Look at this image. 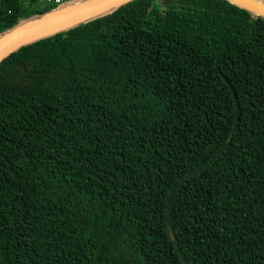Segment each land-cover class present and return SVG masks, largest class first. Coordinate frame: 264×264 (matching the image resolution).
I'll return each instance as SVG.
<instances>
[{
	"label": "trees",
	"instance_id": "obj_1",
	"mask_svg": "<svg viewBox=\"0 0 264 264\" xmlns=\"http://www.w3.org/2000/svg\"><path fill=\"white\" fill-rule=\"evenodd\" d=\"M163 1L0 61V264H264V17Z\"/></svg>",
	"mask_w": 264,
	"mask_h": 264
},
{
	"label": "water",
	"instance_id": "obj_2",
	"mask_svg": "<svg viewBox=\"0 0 264 264\" xmlns=\"http://www.w3.org/2000/svg\"><path fill=\"white\" fill-rule=\"evenodd\" d=\"M128 0H77L57 5L56 8L23 21L17 27L0 35V61L19 46L50 35L63 28L73 26L80 21L103 14ZM256 15L264 17V2L260 0H231ZM60 26L53 32L47 31Z\"/></svg>",
	"mask_w": 264,
	"mask_h": 264
},
{
	"label": "rangeland",
	"instance_id": "obj_3",
	"mask_svg": "<svg viewBox=\"0 0 264 264\" xmlns=\"http://www.w3.org/2000/svg\"><path fill=\"white\" fill-rule=\"evenodd\" d=\"M23 1V3L24 4H27L28 3V1L29 0H22ZM158 6H162V4H163V2H165V1H163V0H153ZM47 3H46V1L45 0H41L40 2H39V6L40 7H42V6H45Z\"/></svg>",
	"mask_w": 264,
	"mask_h": 264
},
{
	"label": "built area",
	"instance_id": "obj_4",
	"mask_svg": "<svg viewBox=\"0 0 264 264\" xmlns=\"http://www.w3.org/2000/svg\"><path fill=\"white\" fill-rule=\"evenodd\" d=\"M47 1H51V2H53L55 4H57V5H60V4H63L65 2L77 1V0H47ZM260 1L264 2V0H260Z\"/></svg>",
	"mask_w": 264,
	"mask_h": 264
},
{
	"label": "bare ground",
	"instance_id": "obj_5",
	"mask_svg": "<svg viewBox=\"0 0 264 264\" xmlns=\"http://www.w3.org/2000/svg\"><path fill=\"white\" fill-rule=\"evenodd\" d=\"M59 27H60V26L54 27V28L48 30L47 32H48V33L53 32L54 30L58 29Z\"/></svg>",
	"mask_w": 264,
	"mask_h": 264
}]
</instances>
